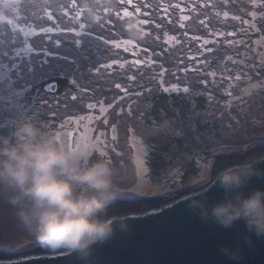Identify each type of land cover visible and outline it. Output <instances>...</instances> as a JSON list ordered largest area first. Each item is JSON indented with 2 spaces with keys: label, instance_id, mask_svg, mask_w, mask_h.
<instances>
[{
  "label": "rangeland",
  "instance_id": "374dc122",
  "mask_svg": "<svg viewBox=\"0 0 264 264\" xmlns=\"http://www.w3.org/2000/svg\"><path fill=\"white\" fill-rule=\"evenodd\" d=\"M188 1L192 5L181 7L179 12L184 13L182 19L188 26L184 30L192 35L182 34L183 30L178 37L182 41L174 36L166 37L172 45L183 42L187 62L183 65L178 60L177 65L162 67L157 72L154 54H144L134 41L130 46L125 45L130 40L115 42L121 45L115 47L117 51L124 50L133 58L128 62L113 61L110 69L118 67L124 72L132 68L137 72H130L129 80H122L126 73L105 78L102 85L106 83L108 87L102 97L87 95L81 88L71 97L55 96L58 83L51 80L54 71L37 62L46 52L43 42L40 46L43 51H40L35 40L42 35L55 36L57 31L46 33L3 15L6 19L0 20V123L12 122L16 132L20 124L32 119L65 133L71 145L82 140L95 144L93 158L106 156L119 169L121 199L171 196L187 187L206 183L210 177L203 172L212 168L217 156L264 143V36L261 35L264 34V12H261L264 0ZM188 1L183 2L188 4ZM64 16L69 20L82 17ZM44 18L56 21L53 14ZM77 36L81 37L80 33ZM212 60L217 62L210 66ZM151 66L153 69L148 70ZM204 66L214 69L210 70V82L200 77L195 80V91L196 95L208 99L210 106L206 114L198 117L201 121L219 119L221 135L217 139L213 134L203 136V133L204 140L197 139L202 144L192 147L196 157L175 153L153 175L147 164V145L165 141L175 129L162 116L155 122L146 115L150 103L146 102L145 95L159 89L177 93L180 88L176 75L182 72L188 77L190 70ZM234 73L236 76L232 77L230 74ZM152 75L156 83L151 81ZM46 81L47 85L42 86ZM184 81L183 90L187 89ZM145 85L147 89L141 91ZM220 109L222 113L217 112ZM165 124L167 130H161ZM13 211L0 201V248L23 250L38 245L20 227Z\"/></svg>",
  "mask_w": 264,
  "mask_h": 264
},
{
  "label": "clouds",
  "instance_id": "9594fccd",
  "mask_svg": "<svg viewBox=\"0 0 264 264\" xmlns=\"http://www.w3.org/2000/svg\"><path fill=\"white\" fill-rule=\"evenodd\" d=\"M0 7L21 15L18 0H0ZM115 7L114 0H88L89 21L97 22L98 9ZM6 17L0 15V20ZM131 40H143L141 20L124 23ZM168 125L161 130H167ZM92 143L82 140L72 146L65 133L32 119L19 125L13 138L0 140V201L14 211L20 227L41 247L67 250L82 264H93L97 246L131 233L126 217L110 213V205L121 199L120 172L106 156L93 158ZM264 158H247L216 170L205 169L211 187L204 185L188 193L184 203L200 220L225 229L243 221L245 243L252 236L264 238V187L249 191L254 179H264ZM218 188L223 198L211 201L208 193ZM222 255L241 257L239 247L221 245Z\"/></svg>",
  "mask_w": 264,
  "mask_h": 264
},
{
  "label": "trees",
  "instance_id": "16d2710c",
  "mask_svg": "<svg viewBox=\"0 0 264 264\" xmlns=\"http://www.w3.org/2000/svg\"><path fill=\"white\" fill-rule=\"evenodd\" d=\"M183 1L188 0H114L115 7L98 9L97 22L95 23L87 18L85 4L88 0H18V8L21 12L19 17L11 10L2 7L0 14L17 19L25 25H31L40 30L52 28L57 31V33H54L57 34L55 36L51 34H48V36L42 35L41 38L36 37L35 40L36 47L40 51H43L40 47L42 46L41 42H43L46 52V55H41V59L39 57L37 62L40 65H48L54 71L51 80L53 79L58 83V90L54 92L55 96L66 95L71 97L79 92L78 88H81L87 95L100 97L103 90L108 87L106 83L102 85L105 78H111L119 73H126L122 80H129L128 75L131 74L130 72L135 74L137 72L132 68L123 72L122 68L117 67L111 70L106 67L113 61L128 62L133 58L124 50L117 51L114 45L115 42L134 41L142 48L144 54L148 56L154 54L156 57L153 59L156 64L154 68L157 72L165 67L177 65L178 60L183 65L187 62L188 58L185 57L183 45H181L183 42L180 44L173 43L172 45L166 40L167 36L180 37L181 32L184 30L183 27H188L182 19L184 13H180L179 9L181 7L187 8L192 3L188 1L187 4ZM170 6H172V9H170ZM125 11L131 13V15L125 17L123 15ZM261 12H264V10H261ZM49 14H53L56 21L53 22L44 18ZM67 14L82 15V17L78 18V16L75 19L71 17L69 20L68 16H64ZM207 14L208 12L205 16ZM131 17L147 21V23H143L145 29L143 40L129 39L124 23ZM248 20H251V18H248ZM258 28L260 30L259 25ZM62 33L65 34L61 35ZM78 33L81 37L77 36ZM185 33L182 34L192 35L188 30ZM261 35L264 36L263 33ZM178 40L182 41V38H178ZM104 41L112 43L106 44ZM214 61L216 60L210 62V66ZM101 65H105V67H101ZM151 69H153L152 66L148 68V70ZM211 69L213 67L194 68L190 70L188 77L180 72L179 75H176V82L180 88L177 93L159 89L157 92L151 91L148 95H145L146 102L150 103L146 115L150 116L155 122L162 116L164 121L172 124L175 129L174 133L165 141L147 145V164L153 175L157 174L158 170L175 153L183 152L186 155L185 157L190 155L192 158L196 157L194 153L192 154L194 150L192 147L202 144L197 139L203 141V133V136L213 134L212 136L217 139L221 135L219 119L201 121L198 117L199 114L207 113L210 104L208 99L201 94L196 95L197 82L195 80L202 77V80L210 82ZM230 75L232 77L236 76L235 73ZM153 77L155 75H152V78L150 76L151 81ZM151 81L147 79L148 84ZM183 81L186 84L187 91L183 90L185 88L182 84ZM43 85H47V81L42 83ZM147 87L148 85H145L140 90L144 91ZM222 111L223 109H220L217 112L222 113ZM198 150L201 151L199 148ZM192 163L195 162L192 161Z\"/></svg>",
  "mask_w": 264,
  "mask_h": 264
},
{
  "label": "water",
  "instance_id": "95a60500",
  "mask_svg": "<svg viewBox=\"0 0 264 264\" xmlns=\"http://www.w3.org/2000/svg\"><path fill=\"white\" fill-rule=\"evenodd\" d=\"M12 122L0 123V140L13 138ZM247 158H264V143L219 155L213 162L218 171L230 163ZM264 166V165H262ZM187 187L171 196H140L120 199L110 205V213L126 217L132 232L117 233L107 243L97 246L93 264H264V238L252 236L245 243L247 229L243 221L231 228L200 220L184 203L186 195L198 187ZM264 187V179H254L249 191ZM211 201L223 198L218 188L209 193ZM221 245L239 247L241 257L231 260L220 252ZM0 264H82L67 250H50L39 244L23 250L0 248Z\"/></svg>",
  "mask_w": 264,
  "mask_h": 264
},
{
  "label": "snow or ice",
  "instance_id": "6c2138e0",
  "mask_svg": "<svg viewBox=\"0 0 264 264\" xmlns=\"http://www.w3.org/2000/svg\"><path fill=\"white\" fill-rule=\"evenodd\" d=\"M137 11H138V9H137ZM123 15L125 16V17H127V16H130L131 15V13H129V12H127V11H125L124 13H123ZM50 19H51V16L49 17ZM10 23H11V21H9ZM142 23H147V21H141ZM44 32H46V33H52L54 30L52 29V28H48V29H45V30H43ZM26 35H28V33H26ZM102 39H103V37H102ZM106 44H108V43H112V42H110V41H104ZM132 41H127V42H125V45L126 46H130V45H132ZM121 45L120 44H115V47H120ZM138 63V62H137ZM121 66H123V65H121ZM101 67H105V65H101ZM106 67H112V65L111 64H109V65H106ZM117 88H119L120 87V85H117L116 86ZM185 91H187V89H185ZM74 99H75V97H74ZM72 146H75V147H78L79 146V143H76L75 145H72ZM92 146V148L94 149L95 147H96V145L95 144H92L91 145ZM101 155H104V153L103 152H101L100 153Z\"/></svg>",
  "mask_w": 264,
  "mask_h": 264
}]
</instances>
